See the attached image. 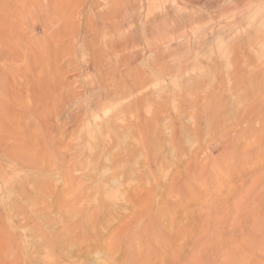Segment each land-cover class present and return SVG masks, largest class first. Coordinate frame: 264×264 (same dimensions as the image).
<instances>
[{
    "label": "rangeland",
    "instance_id": "obj_1",
    "mask_svg": "<svg viewBox=\"0 0 264 264\" xmlns=\"http://www.w3.org/2000/svg\"><path fill=\"white\" fill-rule=\"evenodd\" d=\"M155 1L161 22L143 33L145 0L118 32L110 0H52V16L66 17L44 25L32 12L47 1L0 0L8 31L59 50L66 102L85 89L79 108L52 116L51 163L0 176V264H264V0ZM95 32H130L137 46L129 67L118 66L128 53L120 45L108 54L100 74L114 83L101 96L110 111L89 138L98 108L89 98L103 87L90 92L100 76L79 49L101 46ZM61 133L62 156L51 145ZM8 163L0 151V171Z\"/></svg>",
    "mask_w": 264,
    "mask_h": 264
},
{
    "label": "bare ground",
    "instance_id": "obj_2",
    "mask_svg": "<svg viewBox=\"0 0 264 264\" xmlns=\"http://www.w3.org/2000/svg\"><path fill=\"white\" fill-rule=\"evenodd\" d=\"M45 1H47V4L44 2L46 4L44 9L39 8L38 12H36V10L34 9L35 11L32 12L33 15H35L38 18V20H40L39 22L42 25L48 23L49 21L53 22V20L55 21V20L66 17L65 16L66 14L64 13H61L59 15L57 14L56 16H52V13H50L51 9H49V5L51 4L52 0H45ZM111 1L112 0H110V2H106V7H109L111 10L109 17L113 19L114 24L118 25V27L115 25L117 27V28L115 27L117 30L116 32H118V28L119 27L123 28V26L125 25L124 24L125 21L127 19L129 21L130 19V17L129 18L127 17L129 14H132V13H127L128 9L132 7L133 10H136L137 6L134 4V2L137 3V0H116V2H114L115 0H113V3ZM145 1H146L145 6L140 4L141 9L144 8L143 9L144 19L147 21V23H145L146 21H144L143 26L141 25L144 30L143 33L146 32V26L150 22L151 23L155 21L157 22V19H158L157 11L158 9L162 8V4L156 2L155 0H145ZM184 1L187 4H193V2H195L197 5H200L197 1H194V0H184ZM205 1L206 0H200V3L205 2ZM40 3H41V0H33L34 5H39ZM236 4L238 5L240 4V7H241V3H236ZM38 7H41V6H38ZM2 18L4 19V17ZM103 19L104 18H102V20ZM128 21H126V23ZM3 22L0 23V94L3 95V97L6 96V98L9 99L10 101H6L7 99H3L2 96H0V151L6 155L9 161L8 164H9L10 170L9 172L0 171V176L2 178L9 179V178L16 177L19 174V172L22 171V168H24V166L26 165L28 167L33 166L39 171L41 168H43L44 162L51 163L52 154H51V150L49 149L48 141L46 137L51 136L52 133H54L52 116L62 115L65 108L68 106L79 108L81 105L80 104V100H81L80 94L82 95L83 93H85L83 91L85 89H83L84 87H82L83 90L80 89L78 93L79 97H76V99H74L73 101H71L70 104H68L66 101L69 97V94L67 91L66 80L64 78V74H65L64 65L61 63L62 57L60 56L59 50L57 48L51 49L50 47L51 40L49 39H48V42H47V39L44 40V42L46 43H44L43 46H38V47L33 46L28 41V39L25 37H22V35L12 32V31H8L6 29L7 26ZM151 23H150V26L152 29L158 28L156 27V24L152 25ZM131 25L130 27H127L128 31H130L129 29L131 28ZM13 26L14 25H12V27ZM157 26H159V24ZM161 26H159V29H161ZM93 36L95 40L97 39L102 40L101 46L100 45L97 46L96 45L97 43L95 41L93 49H90V51H87L86 49L83 50V47L79 49V55L81 53V58L83 59L82 61H83L84 67L86 69L88 68L91 69V67H93L97 73V77L100 76V79H99L100 82L97 81V79L95 78L89 79V81L87 82L86 85L88 86L90 92L93 93L95 91L97 83H99L100 90L103 87V90L98 91L97 96H94L92 98L93 95H91V98H89L91 100L90 102L96 100V102L94 103L98 106L97 110L99 109V111L97 110L95 112L92 111L90 115L91 122L88 121L89 123L85 124L86 127H88L89 138L90 137L95 138L96 136L95 133L90 128L92 125L91 123L93 124L96 123V121H98L100 117H105L110 111V108H109L110 106H107V105L105 106L101 102L102 101L101 96L102 94L104 95V93L106 96H112V93H113L112 90H114L113 88L114 83L111 85L106 84L105 80H108L109 78L106 79L107 78L106 75H105L106 77L105 78L102 73L100 74V70L105 64V62H109V64L112 65L111 64L112 58L111 57L109 58L110 55L108 56V54L110 52L116 51V48L119 45L123 50L122 52H124L125 50H127L128 52L130 48L137 46L136 45L137 43L133 41V36L131 35L130 32H128L126 36L124 37L122 36L119 40L117 39L118 37L114 39V40L117 39L119 41L118 45L114 44L116 41L114 42L112 37L106 32H103L102 34H97L95 32L93 33ZM131 55L132 54H130V52L126 53L125 56L122 57V60L119 62L120 64L118 66L120 68L129 67L132 61H134ZM85 74L87 75V73ZM88 75L90 74L88 73ZM83 78L87 79V77L85 76H83ZM102 80L104 81V83H102ZM94 98L95 100H93ZM13 100L16 102H14ZM90 102L88 103L90 104ZM51 145L55 149L58 148V151L60 155L62 156L63 150L65 148L62 133L59 139L57 140V142L53 141ZM22 150H24L27 153L25 154L22 153ZM53 159L56 160L57 158H53ZM53 162L52 164H54ZM63 162L64 160L62 159V157H60V163H63ZM33 188H35L37 191L43 190V188H41L39 183L34 184ZM109 197H110L109 199L115 200V201H117L118 199L115 196H111V195H109ZM161 213H158V215H160ZM143 231L146 232L147 230L144 229ZM162 239L163 238L161 237H156V235H153L150 238V241L154 240L160 244L159 246H161L162 244V246L166 248L165 247L166 242L164 239L163 240ZM137 243L139 244L137 245ZM234 243L236 246L239 244L238 242H234ZM132 244L135 247L133 251L131 250L132 251V254L130 257L131 261L133 258L134 259L138 258V253L140 254V250L142 246L146 244V242H142V241L132 242ZM139 248L140 250H138ZM139 256L141 259H143V255H139ZM144 257L146 256L144 255ZM194 261H195V258H194Z\"/></svg>",
    "mask_w": 264,
    "mask_h": 264
}]
</instances>
